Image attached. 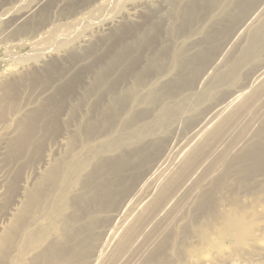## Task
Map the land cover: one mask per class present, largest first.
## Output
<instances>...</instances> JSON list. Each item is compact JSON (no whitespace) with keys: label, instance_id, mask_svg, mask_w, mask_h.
<instances>
[{"label":"bare ground","instance_id":"obj_1","mask_svg":"<svg viewBox=\"0 0 264 264\" xmlns=\"http://www.w3.org/2000/svg\"><path fill=\"white\" fill-rule=\"evenodd\" d=\"M145 1L128 15L150 30L169 15L145 11L156 2L180 7L168 25L207 16L225 28L171 39L170 57L155 53L159 33L120 38L112 58L28 104L4 137L12 163L39 159L32 184L0 172V264H173L174 251L188 264H264L257 203L217 209L239 174L264 178V0ZM18 87L5 84L0 107Z\"/></svg>","mask_w":264,"mask_h":264},{"label":"rangeland","instance_id":"obj_2","mask_svg":"<svg viewBox=\"0 0 264 264\" xmlns=\"http://www.w3.org/2000/svg\"><path fill=\"white\" fill-rule=\"evenodd\" d=\"M144 1L0 0V100L7 97L2 92L5 84L19 81L16 94L6 100L4 107H0L2 113L5 111L4 109H7L5 113L7 122L5 120L0 122V172L2 174L7 176V173L12 172L14 177L18 178L17 184L33 183L32 181L35 180L33 167L39 159L37 150L20 159L19 164L12 163L7 150L8 140L4 136H6V133H14L15 135L18 119L28 112L30 107L28 104L35 102L34 107L42 106L43 103L48 102L49 97L47 96L53 95L59 87H63L74 78L81 79L83 71L97 61L112 58L120 38H129L136 34L143 40L147 38V31L151 32L148 34V37L151 38L159 33V40L164 46L158 48L155 53L162 54L165 52L170 57L172 51L169 42L171 39L179 48L188 44L192 40L191 36L198 31H200V37H197L201 39L225 28L222 24L224 17L211 21L207 16L198 26L193 20L185 22L180 20L168 25L166 22L168 16L178 20L176 16L181 15L180 7H172L168 11L161 9L160 4L157 5L160 6L159 9L156 2L149 4V7L148 5L144 6L145 11L150 8V11H163L165 14L169 12V15L154 19V28L150 30L147 27L148 25L143 24V20L134 22L128 15L129 9L133 6L139 8V6L145 5L147 1ZM191 1L198 3L207 2L208 0ZM34 4L36 7H34ZM156 7L158 10H156ZM173 10L176 16L173 15ZM13 20H17L19 26L21 24L20 30H18V25L14 24L16 22H13ZM228 21L227 29H230L228 28ZM7 23H11V25L7 26ZM139 28L142 29L139 30ZM17 110L19 113L15 115L14 112ZM67 119L65 115L62 116L63 123ZM63 132L64 128H62L60 134ZM4 138L6 142L3 140ZM43 149L44 151L51 149L50 143L47 142ZM242 175L244 174H239L237 184H227L226 191L222 192L226 193V197L217 206L219 212H223V209L224 211L228 210L233 204L251 205L254 203H257L258 212H264V178H261L262 175L258 174L251 179L252 182H246L244 180L250 179L249 175L245 174L247 176L240 180ZM219 205H222V207ZM6 206L8 207V204L1 206L0 216L7 214L6 210L8 212V209ZM1 220L2 217H0ZM217 223L219 226V222ZM224 245L226 247V244ZM196 247L199 249L200 245ZM176 254L175 251L172 252L173 264L189 263V261L184 263V260ZM198 261L196 259L191 264H200Z\"/></svg>","mask_w":264,"mask_h":264}]
</instances>
